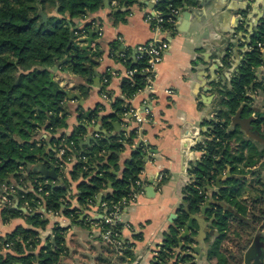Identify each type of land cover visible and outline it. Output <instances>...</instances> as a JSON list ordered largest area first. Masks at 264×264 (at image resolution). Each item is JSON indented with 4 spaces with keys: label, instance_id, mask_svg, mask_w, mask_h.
<instances>
[{
    "label": "trees",
    "instance_id": "trees-1",
    "mask_svg": "<svg viewBox=\"0 0 264 264\" xmlns=\"http://www.w3.org/2000/svg\"><path fill=\"white\" fill-rule=\"evenodd\" d=\"M140 1L111 0L110 6L112 2L117 3L110 15L115 24L126 22L129 8ZM190 2L160 0L156 9L161 11L164 20H168L172 10L183 9ZM103 7H106L105 0H0V183L2 186L25 184L29 188L30 185L37 188L36 182L43 183L44 190L41 193L37 189L25 194L19 192L20 196H24L20 206L29 201L35 209L41 203L45 207L43 209L59 211L77 224L87 222L84 218L81 220V217L91 206L99 207L103 203L111 206L138 188L136 183L140 181V175L150 159L146 150L150 152L151 146L138 142L142 132L135 126L116 137L107 138L104 135L101 140L80 147L92 120L95 123L101 120L103 128L111 132L113 124L122 123V118L131 109L130 100L146 85L147 75L142 71L147 67V58L134 59V52L126 50L123 52L127 58L125 66L137 72L132 79L122 81L121 89L125 99L119 97L114 100L113 114L101 116L103 107L98 105L89 115H79L80 125L67 136V142L75 143L74 153L77 157L84 156L87 161H74L70 173L72 180L80 179L76 194L70 197L77 200L79 207L72 208V200L66 201L71 184L61 174L60 164L63 162L60 163L56 157L65 136L62 134L57 137V132L67 127L68 114L63 107L66 96L52 79V69L46 66H56L66 56H73V62L57 67L68 69L78 76H86L88 55L92 48L76 49L74 45L78 44L77 41L69 49L68 46L72 33L75 34V40L92 34L89 30L93 24L77 30L76 20ZM49 8L56 13L50 15L47 11ZM166 26L169 27L168 24ZM98 36L99 33H96L93 38ZM258 43L264 44V19L251 37V51L245 54L229 84L216 85L219 93L217 118L205 122L208 127L204 133L207 139L196 147L203 151V156L189 169L194 181L184 189L178 218L165 235L159 255L152 264H170L174 259H177V264H196L194 257L183 255L189 250V245L194 243V237L190 235L183 240L184 246L181 249L178 238L189 219L202 213L204 208L205 216L215 231L208 258H217L218 264H229L221 251V244L227 235L230 218L239 224H247L249 221V201L245 198L248 174L258 176V183L263 187L254 190L251 204L264 202V176L261 178L260 175L264 172V81L257 78V69L264 64V55ZM120 53V45L112 43L111 55L117 58ZM92 55L100 57L101 52ZM229 57L230 54L224 63L231 69ZM235 116L240 120L249 119L250 129L263 142L246 137L242 130L244 124L233 123L232 118ZM131 121L132 118H129ZM43 132L51 135L49 144L41 139ZM48 145L52 149L48 150ZM134 145L135 150L121 168V155L127 146ZM102 151H106V154H102ZM63 160H68V154L63 156ZM28 166H34V169H28ZM258 166L261 168L253 172ZM116 172L121 175L117 176ZM219 179L218 190L211 192ZM58 181L63 182L61 186L52 184ZM207 203H210L209 207ZM23 215L34 229L43 228L47 224L41 212L24 214L19 207L1 212L4 221ZM259 220L264 222V216H260ZM65 231L56 227L54 240L36 254L32 250L39 244L38 232L18 227L6 238L0 237V264H57L59 255L64 252ZM260 240L264 242V238L260 237ZM6 242L13 243V247L3 254L1 245Z\"/></svg>",
    "mask_w": 264,
    "mask_h": 264
},
{
    "label": "crops",
    "instance_id": "crops-1",
    "mask_svg": "<svg viewBox=\"0 0 264 264\" xmlns=\"http://www.w3.org/2000/svg\"><path fill=\"white\" fill-rule=\"evenodd\" d=\"M111 6L76 20L77 30H83L88 24H93L89 30L91 35L75 40L79 45L86 46V40L99 33L91 45L86 76H78L68 69L59 68L54 73V80L60 88L73 96L71 101L66 98L63 103L68 114L67 127L59 130L57 137L62 134L70 136L80 125L79 115H89L98 105L103 107L101 116L113 114L114 100L119 97L125 99L121 85L128 69L111 55L112 43L117 42L120 45L121 53L132 50L135 59V49L138 46L156 39L150 25L145 21V13L152 8V4L141 0L129 8V13L125 16L126 22L117 24L110 16L117 5L114 6L112 2ZM186 12L190 13L189 21L184 19ZM263 18L264 0H191L180 9L174 30L166 37L170 48L157 67L152 90H142L130 100L131 108L148 120L141 126L142 134L138 142L151 146L150 152L147 149L150 159L140 175L141 191L136 201L123 214V222L126 225L123 237L130 242V255L117 257L112 246L103 241L101 232L89 222L77 224L62 213L56 218H48L45 227L34 229L27 223L24 215L4 221L1 217L3 210L0 209V236L6 238L18 227L36 230L39 244L32 251L38 254L43 246H48V243L54 240L56 227L63 228L66 231L64 252L61 254L70 256L75 252L72 243L76 241L81 247V242L76 239V227L81 226L99 233V237L106 244L104 250L113 255V262L116 264H152L159 255L165 235L177 220H172V216L177 215L178 218L184 189L194 181L189 169L203 156V151L196 147L207 139L204 133L208 127L205 122L217 118L219 93L216 85L229 84L233 72L238 69L245 54L251 51V37ZM118 38L122 41H118ZM83 40L85 42L81 43ZM262 45L263 48L259 49L263 52L264 44ZM98 52H101L100 57L92 55ZM228 54L231 69L224 63ZM105 77L110 80L106 91L103 89L106 85ZM257 78L264 81V64L257 69ZM106 97L111 100L107 101ZM232 120L234 124H249V119L240 120L235 116ZM122 121L114 123L111 132L103 128L101 120L95 125H90L80 147L89 146L94 141L95 133L102 134L101 131H106L108 134H120L128 130L129 117L122 118ZM116 124H119V129ZM134 126L131 124L130 127ZM50 137L49 133L43 132L41 139H45L49 144ZM89 138L92 140L87 143ZM135 148L136 145L126 147L119 161L121 168ZM49 149H52L51 145H48ZM73 164L74 160L61 172L71 184L68 196L76 194V186L80 180L71 178ZM116 174L121 175L117 172ZM61 179L60 177L59 180ZM62 183L55 182L59 186ZM217 190L218 184L211 188V192ZM71 205L72 208L79 207L75 198L72 199ZM86 211L81 220H85L86 215L92 219L97 218L95 206ZM194 218V230L190 235L198 239L193 245L195 249L191 250L196 264H218L217 258H208L211 240L215 237L210 221L203 213ZM91 249L94 251L95 247ZM263 253L264 248L262 256ZM262 256L261 264L264 263Z\"/></svg>",
    "mask_w": 264,
    "mask_h": 264
},
{
    "label": "built area",
    "instance_id": "built-area-1",
    "mask_svg": "<svg viewBox=\"0 0 264 264\" xmlns=\"http://www.w3.org/2000/svg\"><path fill=\"white\" fill-rule=\"evenodd\" d=\"M146 2H149L152 4V8L148 9V11L145 13V21L150 25L152 32L156 35V39L152 40L151 42H148L147 44H143L138 46L135 49L136 57L135 59L141 60L143 57L147 58V67L142 71L147 75L146 79V85L140 89V91L144 90H152V86L154 84V81L156 79V70L158 65L164 60L166 53L168 52L170 45L169 42L166 40V37L169 36L177 23V19L180 15V9H174L171 12V17L168 20H164L162 17V13L160 10L156 9V6L160 2V0H145ZM113 5H117L116 2H113ZM169 25L167 27L166 25ZM118 41H122L121 38H118ZM258 47L260 49L263 48L262 43H258ZM139 54V55H138ZM138 55V56H137ZM116 60L122 64H125V61L127 60L126 55L124 53H120ZM137 72V70H127V75L125 79H132L133 75ZM109 79L107 77L104 78V83L108 85ZM139 91V92H140ZM255 96H257L255 94ZM107 101H110L111 99L109 97H106ZM132 118L131 123L129 124L128 129L131 128V124L135 125V127L141 131V126L147 122L148 120L146 117H144L140 112L130 109L128 113H126L125 118ZM90 125H95V122L92 121ZM104 134L95 133L93 134L94 140H101L104 138ZM75 150V143L73 141L67 142V136L63 137V142L60 145V148L58 152H56V157L59 159L60 163L63 162V164H60L61 171L64 172L65 166L71 162L74 161H82L86 162V157H80L78 158L77 155L74 153ZM147 151V150H146ZM68 154V160L64 161L63 156ZM102 154H106V151H102ZM55 185V182L52 183ZM137 187L136 189H133L130 194H128L127 197L123 198L120 202L113 204L109 206L106 203L101 204L99 207H96V219H92L89 215L85 217L86 221L90 223V225L99 230L101 232V237L104 242H107L108 244H111L114 249L116 250L117 257H122L126 251L131 249L130 242L127 241L123 237V230L126 227V225L123 222V214L124 211L132 205L136 199L138 198V194L141 191V182L137 181ZM36 186H32L29 188L27 185L18 186V184H10L7 186H4L3 189L0 192V209L5 210L7 208H15L19 207L20 210L24 214L28 213H35V212H41L42 217L46 220L48 218H56L61 215V212L59 211H52V210H46L41 203L39 204V207L33 209L30 206L29 201H25L20 206V200L24 198L23 195H19V192L25 194L28 191H35L37 189V192L41 193L43 192V183L36 182ZM48 196V193L45 194ZM68 200L71 201L70 198L71 195L68 196ZM84 212H87L86 210ZM1 235V233H0ZM1 237V236H0ZM13 243H2L1 245V253L5 254L6 252H9L12 250ZM175 260V259H174ZM174 260L171 262V264L174 262Z\"/></svg>",
    "mask_w": 264,
    "mask_h": 264
},
{
    "label": "rangeland",
    "instance_id": "rangeland-1",
    "mask_svg": "<svg viewBox=\"0 0 264 264\" xmlns=\"http://www.w3.org/2000/svg\"><path fill=\"white\" fill-rule=\"evenodd\" d=\"M47 11L50 15L56 13L55 11L53 12L51 8H49ZM46 68L52 69V76H55L54 73L58 70L57 65L53 66L52 64L47 65ZM53 79H55V77H53ZM242 130L246 137L252 138L259 143L263 142V140H260V136L252 132L248 124H244ZM260 168L261 166H258L256 169H253V172H257V170ZM260 175L262 178L264 176V172ZM246 180L247 190L245 198H247L249 201L247 203L250 209L247 214L249 221L247 224H239L237 221L230 218L227 235L221 244V251L227 257L229 264H244L245 253L250 248L254 239L256 237L264 238V222L259 220L260 216H264V202L259 204H251L250 201L252 195L255 193L254 190L257 188H260L261 190L263 187L258 183L259 178L256 175L254 176L252 174H248ZM3 187L4 186H2L0 183V192ZM247 200L244 201L247 202ZM76 235L77 241L81 242V247L77 245L76 241L72 243L75 252H73L70 256H64L63 254H60L58 264H116L113 262V255L104 250V247L106 248V244L101 240L97 231H92L90 229L78 226L76 227ZM213 239L211 240V245L213 244ZM93 246L95 247L94 251L91 249ZM112 248L114 249L113 246ZM113 252H115V255H117L115 249ZM126 252L121 258L126 257Z\"/></svg>",
    "mask_w": 264,
    "mask_h": 264
},
{
    "label": "water",
    "instance_id": "water-1",
    "mask_svg": "<svg viewBox=\"0 0 264 264\" xmlns=\"http://www.w3.org/2000/svg\"><path fill=\"white\" fill-rule=\"evenodd\" d=\"M110 2H111V0H105V6L107 8L110 7ZM43 18H44V20H46V16L45 15L43 16ZM184 19L186 21H189L190 20V13H187L186 12L184 14ZM86 41L88 42V44L86 46H81L79 44H76V45H74L75 48L76 49L81 48L82 50H87V49L91 48L92 42L94 41L93 36L91 38L87 39ZM74 42H75V34L72 33L71 34V41H70V44L68 46V49L72 46V44ZM263 55H264V51H263ZM67 62H73V56H66L62 61H60L58 63L57 66H61V65L65 64V63H67ZM86 69L89 70L88 66H86ZM53 77L54 76H52V79H53ZM61 92L65 94L67 100H70L71 101L73 99V96L68 91L62 89ZM115 126H116L117 129L120 128L119 124H116ZM97 130H99V129H97ZM101 132L107 138H113V137H116V136L119 135V134H108L106 131H101ZM91 140H92V138H89V140H88L87 143H89ZM28 169H34V166H28ZM219 182H220V179L217 181V184H219ZM209 206H210V203H207V207H209ZM202 213L205 214V208L202 210ZM173 219H177V215H173L172 216V220ZM194 219H195L194 216L189 219L187 226L185 227V229L183 230V232L181 233V235L178 238L179 243H180V249L184 246V244H183L182 241L185 240L187 237H189L190 234H191V231L194 230ZM193 241L196 242V241H198V239L197 238H193ZM193 245H194V243L191 244V245H189V250L186 251L185 253H183V255H189V256L194 257V255L190 252V250H194L195 249L193 247ZM263 248H264V243L261 242V240H260L259 237H256L254 239V241L252 242V245L250 246V248L247 250V252L245 254L244 264H261V256H262V250H263ZM176 260L177 259H175L172 264H177L176 263ZM178 264H181V263H178Z\"/></svg>",
    "mask_w": 264,
    "mask_h": 264
},
{
    "label": "flooded vegetation",
    "instance_id": "flooded-vegetation-1",
    "mask_svg": "<svg viewBox=\"0 0 264 264\" xmlns=\"http://www.w3.org/2000/svg\"><path fill=\"white\" fill-rule=\"evenodd\" d=\"M212 232V231H211ZM252 245V244H251Z\"/></svg>",
    "mask_w": 264,
    "mask_h": 264
}]
</instances>
